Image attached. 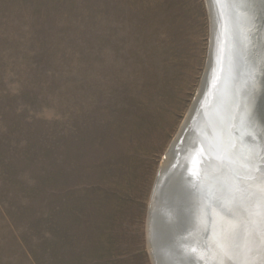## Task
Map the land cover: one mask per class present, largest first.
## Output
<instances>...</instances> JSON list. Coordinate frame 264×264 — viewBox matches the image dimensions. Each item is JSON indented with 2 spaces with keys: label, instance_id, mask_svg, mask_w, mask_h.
<instances>
[{
  "label": "rangeland",
  "instance_id": "374dc122",
  "mask_svg": "<svg viewBox=\"0 0 264 264\" xmlns=\"http://www.w3.org/2000/svg\"><path fill=\"white\" fill-rule=\"evenodd\" d=\"M209 28L205 0H0V264H152Z\"/></svg>",
  "mask_w": 264,
  "mask_h": 264
},
{
  "label": "water",
  "instance_id": "95a60500",
  "mask_svg": "<svg viewBox=\"0 0 264 264\" xmlns=\"http://www.w3.org/2000/svg\"><path fill=\"white\" fill-rule=\"evenodd\" d=\"M208 1L213 38L205 81L168 146L171 157L194 133L192 162L202 157L172 166L153 184L146 227L152 264H264V0ZM219 52L224 53L225 80L211 92ZM208 93L214 102L203 126L193 120V110ZM186 169L195 174L187 178ZM160 199L169 201L164 216ZM167 214L171 221L166 224Z\"/></svg>",
  "mask_w": 264,
  "mask_h": 264
},
{
  "label": "bare ground",
  "instance_id": "6f19581e",
  "mask_svg": "<svg viewBox=\"0 0 264 264\" xmlns=\"http://www.w3.org/2000/svg\"><path fill=\"white\" fill-rule=\"evenodd\" d=\"M208 1V0H207ZM209 2V1H208ZM211 24H213V22H211ZM212 34H211V36L209 37V39H210V41H209V45L211 46V42H212ZM214 45V44H213ZM214 47H215V45H214ZM220 48H223V46H219V48L218 49H220ZM209 51V50H208ZM209 54V53H208ZM217 55V57H218V60L217 61H213V67H215L216 68V71H217V76H216V78L214 79V82H213V85L212 86H210L208 89H209V91H211V92H213V88H215V89H220V82H222L223 80H225V77H224V74L221 72V63H223V61H224V53L223 52H219L218 54H216ZM208 58V57H207ZM218 62H220V65H219V63ZM208 63V62H207ZM206 69H207V65H206ZM206 69L204 70V73H203V76H202V78H201V81H200V85H199V87H198V89H197V91H196V94H195V97L197 98L198 96H199V94H200V91H201V89H202V87H203V84H204V81H205V76H206ZM208 70H209V67H208ZM219 70V71H218ZM214 89V90H215ZM210 93H208L207 94V96L205 97V100L202 102V104L200 103L199 105H200V107H198L199 105H197L196 104V106H194V110H193V113L196 115V117L194 116V121L195 120H198L200 123H202V125L204 126L207 122H208V120H209V117H210V115H211V111H212V106H213V102L214 101H210L209 100V98L211 97V95H209ZM195 98V99H196ZM192 103V102H191ZM188 111V110H187ZM189 111H191V110H189ZM188 111V112H189ZM194 114H192V115H194ZM189 117V116H188ZM187 117V118H188ZM193 116H191V118H192ZM191 121V119L188 121V124L190 125V124H192V123H194V122H190ZM188 124H187V129H189L188 128ZM195 128H193V130H192V132L193 131H195L194 130ZM188 132H189V130H188ZM187 132V133H188ZM188 135V134H187ZM191 136H193V140L191 141V137L189 136V137H187L188 139L186 140L185 139V141L183 142V143H181L180 145L178 144V146H176L175 148H176V151H174V153L172 154V156L170 157V153H171V151H170V148L168 147V149L165 151L166 152V155L163 157V159H162V161H161V163H160V166H159V169L157 170V173H156V176H155V180H156V178H157V176H159V174H160V176H161V174H162V176H161V180L164 178V176H165V174H167L168 173V170H169V168H171L172 166H174V165H177V166H179L178 164H180L181 162H185V161H188V163L189 162H192V155L190 154L191 152H193L194 151V149H195V144H196V141H197V139L198 138H196V134H191ZM199 146V144L197 143V145H196V147H198ZM171 147V146H170ZM183 151H184V155H182L183 154ZM186 154H190V157L188 158V156L186 155ZM181 155H182V157H181ZM202 156H201V154H198V155H196L195 156V158L193 159V162H196V161H198L200 158H201ZM181 160V161H180ZM177 161H180V162H178L177 164H176V162ZM192 162V163H193ZM187 163V164H188ZM191 163V164H192ZM172 164V165H171ZM181 165V164H180ZM197 165V164H196ZM196 168H197V166H196ZM176 170V169H175ZM158 174V175H157ZM185 174H186V177L187 178H190V177H192L195 173H194V169H192V170H188V169H186V172H185ZM155 180H154V182H155ZM160 180V181H161ZM161 200V199H160ZM159 200V202H158V208H159V211L161 210V208H162V203H163V205H164V210L162 211V216H164V212H165V209H166V207H165V203H167V202H169V201H165V200H161L160 201ZM153 206H155L154 205V203H153V205L151 206V211H152V209H153ZM156 207V206H155ZM154 207V208H155ZM170 213V212H169ZM168 215L169 214H167L165 217H164V221L163 222H165L166 224H167V222H170L171 221V218H169L168 217ZM161 222L159 221V224H160ZM149 224H148V237H149V232H150V230H149ZM158 245H159V243H158ZM153 244H152V241L150 240V238H149V240H148V246H147V249H149V251L148 252H150V255H152L153 257H152V260H154V252H153ZM154 247H156V243H155V245H154ZM157 248V247H156ZM159 249H160V245H159Z\"/></svg>",
  "mask_w": 264,
  "mask_h": 264
},
{
  "label": "snow or ice",
  "instance_id": "6c2138e0",
  "mask_svg": "<svg viewBox=\"0 0 264 264\" xmlns=\"http://www.w3.org/2000/svg\"><path fill=\"white\" fill-rule=\"evenodd\" d=\"M261 227L264 228V219L261 221Z\"/></svg>",
  "mask_w": 264,
  "mask_h": 264
}]
</instances>
